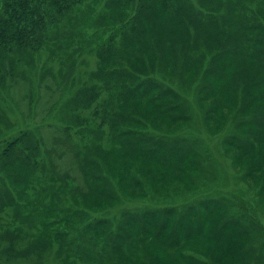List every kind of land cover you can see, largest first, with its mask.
I'll return each mask as SVG.
<instances>
[{
  "label": "rangeland",
  "instance_id": "1",
  "mask_svg": "<svg viewBox=\"0 0 264 264\" xmlns=\"http://www.w3.org/2000/svg\"><path fill=\"white\" fill-rule=\"evenodd\" d=\"M109 1L83 0L39 50H0V150L28 132L41 151L38 169H17L20 181L0 165L8 205L29 207L17 217L0 208V264H264V62L234 54L237 37L207 26L196 33L179 19L185 11L208 24L215 13L233 14L264 35V0H180L175 12L153 0L151 26L115 54L110 37L143 10ZM124 78L132 87L153 78L172 94L121 101L115 116L111 92ZM253 135L261 140L254 149ZM134 149L139 159L129 158ZM39 200L43 215L31 208ZM139 231L155 239L135 245Z\"/></svg>",
  "mask_w": 264,
  "mask_h": 264
},
{
  "label": "trees",
  "instance_id": "2",
  "mask_svg": "<svg viewBox=\"0 0 264 264\" xmlns=\"http://www.w3.org/2000/svg\"><path fill=\"white\" fill-rule=\"evenodd\" d=\"M82 1L83 0H0V2L2 3V6H0V50L5 51V52H10L13 50L14 47H18L20 49H27L29 51L39 50L43 46V44L46 42L50 34L53 33L55 29L58 28L60 21L64 17V15L67 12H69L71 9L79 5ZM158 1H160L161 3L164 2V0H158ZM165 1L167 2L168 6H170L169 9L172 12H175L177 8L175 6V2L176 3L178 2L179 4L181 3L185 4V2L180 1V0H165ZM126 2H129V3L135 2L136 3L135 8H137L138 5L142 7V10H143L142 19L138 21L135 20V22L134 20H132L131 22L129 21L128 28L127 27L124 28V26H122L121 28L117 30L118 32L115 34V36L112 35L110 37L109 42H112L111 44L116 45L117 47V49L115 47V50L107 49V52L110 54H115L117 52L119 53L123 51L121 50L123 46L125 48L132 46V44H134L136 40V38H133V34L138 33L139 31L141 32L146 31V30H141V29H143L145 25L147 24L151 26L152 24L151 20L154 18L153 14H151L149 10V7L153 5V0H126ZM124 4H125L124 0L109 1L110 6H118L122 8ZM229 10H232V9L230 8ZM136 11L137 9L135 10L134 14L136 13ZM194 15L195 14H191V15L189 13L186 14L185 11L181 12L179 14V19L183 21L184 25L182 24V22L181 23L179 22L178 25L181 24L185 26L186 28L188 24H191L196 33L198 32L199 28L207 26L213 30L216 29V32L218 31L219 33H221L226 39H233L237 37L239 39V41L237 40L238 47L232 48L233 50L232 52L234 54L237 55L236 51H239L244 55H248L249 58L250 56L252 57L253 55H255L260 61L264 62V35L252 34L253 32L252 30L259 29L261 28V26L253 25L251 23H243L242 19H240L238 16L233 15V14L217 15V13H215L213 14L214 16H210V19H212V22L208 24L201 21L200 18ZM93 19H96V18L93 17ZM224 26L226 27V29L232 28V27L235 28L236 35L238 34V36H234L235 32H227L225 28H222ZM242 28L245 30H249L251 32L243 33ZM203 32L204 30L200 31V33H203ZM118 40L122 42L121 45L117 44ZM111 44L110 46H112ZM109 74L111 75L112 72H109ZM118 76L119 75H117V77ZM125 80H126L125 78L122 81L119 80L121 84H118L117 87L113 86L114 91L111 92L112 98L111 97L110 98L113 101L112 112H113V115L115 116H118L117 110L119 106V105L116 106V104L120 103L121 101L123 102L125 100L139 99L142 102H145V101L148 102V101L157 100L155 98H159L160 96H162V94H167V93L172 94V92L169 91V89L168 91L163 90L165 89V87H163L164 85L158 82L156 83V81L153 78L152 80L147 81V83L150 82L152 86H150L147 83L146 85H144L143 83L144 86L142 84L141 86L136 85L134 87L130 86L129 84L127 86L125 85L123 86V83H125ZM151 92H154L153 96H150ZM92 96H93V91H91L90 93L88 92L87 96H85L86 102L89 101ZM107 106H109V104H107ZM260 127L264 128V123L263 125L260 124ZM253 139H254V144L253 142L250 143L251 145H253L251 146V148L254 149V147H257V148L260 147L261 140L258 138H255L254 135H253ZM3 143L4 145H2L1 150H0V165H2L4 168L6 166H10L14 168L15 171H12L11 175L15 179L20 181V179L23 177L22 175L25 171L17 170L18 168H21V166L25 168L24 170L26 169L30 170V167L32 168V170L38 169V168H33V166L34 167L39 166V162H38L36 154H39V152L41 154V151L38 145V139L36 136H33L32 134H29L28 132H23L20 138H17L12 141H8V142L4 141ZM175 143L176 142H174L173 144ZM157 145L158 143L154 142L151 146L152 147L154 146L157 148ZM187 147L188 146L186 145L185 149H187ZM34 149L35 151L38 150V152L32 155ZM183 151H185L184 148H183ZM134 153L135 155L132 157L129 155L127 156H129V158H132V159H139L143 155L144 152L143 150L141 151V150L134 149ZM250 153L253 155L257 154V153H252V152ZM183 156H184V153L180 155L179 159L180 158L182 159ZM164 158H165L164 159L165 161L173 160V152L171 151V149L169 148L167 149V152ZM180 163L181 161H179V164ZM43 174L46 176L47 172L43 170ZM84 175H85V171H84ZM32 176L34 179L40 180V177L37 174H34L33 171H32ZM42 179L45 180L46 178H42ZM32 186H33V190L37 188V186H35L33 183H32ZM103 196L109 199L113 198L112 193H107V194L103 193ZM10 198L11 197H10L9 190L1 189L0 190V208L6 209L8 206H12L15 217L19 216L18 214L24 213L27 210V208L29 209L26 203H20L18 201H16V203H14L13 205H8V201L10 200ZM37 202H39V204ZM37 202H34V201L31 202L32 203L31 208L33 210L37 211L39 214H41L44 210H47V208L41 204L44 202L43 200H39ZM42 207L44 208V210ZM42 219L43 217L40 219L41 220L40 225H38V227L35 228V232L37 233L38 236H42V233H43V227H44L45 222H43ZM132 220L134 221L135 219L133 218ZM130 224L131 223L126 222L125 224H123L122 228L121 227L120 228L123 229V232L124 231L127 232L128 229L126 226H130ZM102 225L104 224H100V226ZM132 227L134 231H136V228H134V226ZM81 234L82 235H78V238L76 237L77 240L72 242L73 248L76 249V251L81 250V245H84L86 242L84 240L85 236L83 235H87V233L81 232ZM108 234H107L108 238L110 236V240L108 242H111L114 248H116L118 240L115 239V237H112V235H115V234H113L111 231H109ZM135 238L136 239H134L133 241L135 245L144 246L146 244L147 245L150 244L151 241L155 239V236L150 234V232L148 233V231H139L137 234V237ZM145 239H149V240L146 241ZM121 241L122 239L119 242L121 243ZM175 245L178 246V244H175ZM174 246L172 245L170 248H173Z\"/></svg>",
  "mask_w": 264,
  "mask_h": 264
},
{
  "label": "bare ground",
  "instance_id": "3",
  "mask_svg": "<svg viewBox=\"0 0 264 264\" xmlns=\"http://www.w3.org/2000/svg\"><path fill=\"white\" fill-rule=\"evenodd\" d=\"M164 63V65H165V63L166 62H163ZM193 68V67H192ZM190 70H191V68H190ZM190 76V74L189 73H186V76L184 75V76H182V80H187V77H189ZM172 177H175V178H178V176H176V175H173Z\"/></svg>",
  "mask_w": 264,
  "mask_h": 264
}]
</instances>
